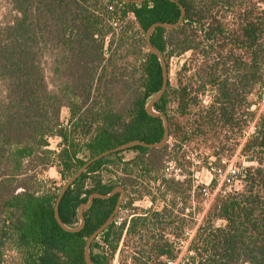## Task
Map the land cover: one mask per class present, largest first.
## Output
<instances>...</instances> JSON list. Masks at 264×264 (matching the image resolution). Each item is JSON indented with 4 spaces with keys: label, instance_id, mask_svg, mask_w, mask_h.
Here are the masks:
<instances>
[{
    "label": "trees",
    "instance_id": "obj_1",
    "mask_svg": "<svg viewBox=\"0 0 264 264\" xmlns=\"http://www.w3.org/2000/svg\"><path fill=\"white\" fill-rule=\"evenodd\" d=\"M7 1L17 14L0 25V264H87L86 241L111 215L121 193L96 198L84 211L85 226L66 231L55 218L63 185L41 179L38 170L55 167L65 182L103 151L131 140H161L163 120L148 114L146 105L162 85V67L145 36L157 21L176 22L181 9L171 0ZM177 1L186 9L182 24L158 27L152 34L169 69L167 89L155 109L167 115L170 139L176 138L172 158L185 166L182 147L198 131L219 123L242 131L254 123L241 149L250 163L236 175L242 185L219 190L203 210L188 246L193 253L188 264H264V110H251L256 103L252 96L259 101L264 93V0ZM112 20L121 26H113ZM184 54L189 56L174 86L170 58ZM183 72L191 74L183 79ZM243 107L245 114L240 113ZM63 108L69 110L66 123L61 120ZM193 109L199 111L197 127L189 133L174 113L187 116ZM53 136L61 138L58 150L49 147ZM170 147L139 145L94 162L60 203L64 223L77 226L81 203L94 192L106 194L119 185L126 190L121 209L134 205V198L127 200L130 187L149 192L152 179H160L154 172L165 168ZM127 152L134 155L126 158ZM215 154L221 163V153ZM162 183L163 197L178 191L187 210L189 180L181 192L182 182L163 178ZM204 194L206 188L200 187L198 195ZM174 204L148 218H133L129 231L134 235L149 227L147 220L163 229L150 233L152 248L144 257L156 259L168 246L169 257L175 259L165 237L177 221ZM115 224L116 219L93 241L94 264H101L100 238L112 243L123 234L126 221ZM143 256L139 264H146Z\"/></svg>",
    "mask_w": 264,
    "mask_h": 264
},
{
    "label": "rangeland",
    "instance_id": "obj_2",
    "mask_svg": "<svg viewBox=\"0 0 264 264\" xmlns=\"http://www.w3.org/2000/svg\"><path fill=\"white\" fill-rule=\"evenodd\" d=\"M16 14L17 12L13 10L11 4L7 0H0V25L12 20ZM188 56L189 54L173 55L170 58V81L172 85L177 86L179 72L182 71L183 65ZM45 65L48 78L50 79V64L46 62ZM190 74V72H183L181 76L185 79V77ZM203 98L205 104L210 102V94ZM252 100L256 102L251 108L252 111L264 110V93L262 99L259 101L256 95L252 96ZM171 108V111L176 110V105L172 104ZM246 111V107H243L240 113L245 114ZM198 112V109H193L187 116L178 115L176 111L174 114L177 115V119L189 133H195L196 130L193 128L197 127L195 119L198 117ZM68 117L69 110L63 108L61 120L66 123ZM253 131L254 123H252L248 129L245 128L242 131L239 129L232 131L231 128L223 127L221 123L215 125L211 129H206V132L198 131L191 141L186 142L182 147V153L185 154L187 160L184 167L179 165L171 156L172 146L177 142L176 138L172 137L169 139L168 143L171 147L169 151L166 152L164 163L165 168L160 172H154V175L157 174L160 179L158 181L152 179L148 184L149 192H144V189L133 191V188L130 187L127 200L134 198L133 203L135 204L121 209L116 217L115 227L121 226V224L126 221V226L122 234L125 235V237L123 238L121 249L128 250L129 254H131L132 252L130 249L133 248L130 245V242L133 241V243H135V241H137L133 236V231H129L133 218L137 217L135 214H141L139 216L141 218H148L157 211L161 212L166 208L170 209L168 205L175 203L173 214L175 215L174 219L177 221L165 231L175 253V259H170V264H188V257L193 255V253L188 251V246L196 234L198 225L204 213L203 210L208 208L214 195L219 190L225 189L226 191H230L233 188H240L242 185V181L238 179L236 175L243 172L244 168L250 165V163L246 160V157L242 155L241 149L246 137ZM60 140V137H52L49 141V147L57 150ZM222 146L224 147L222 148ZM216 152L221 153V163H218V157L215 154ZM133 155V152H127L125 157L128 158ZM221 164L225 165V167ZM47 169L48 168L39 169L38 177L41 179H55L59 185H64L66 181H62L61 176L55 167H53L52 172H49V169L47 171ZM135 171L137 173L136 178L139 179L140 173H138L137 169H135ZM141 175L145 174L141 173ZM163 178L182 182L183 185L180 187V192L183 188H187V185L189 184L188 192H185L186 194H189V197L186 200L187 210L182 209V199L179 196L178 191H176L175 194L172 191L167 192V198L163 197ZM187 180H189V183L185 184ZM143 186L146 185H140V188H143ZM179 186L180 185H175L174 188ZM200 187L206 188V194L202 197L198 195ZM141 193H144L143 196H140ZM185 213H187L188 216H185ZM184 218H186L185 226L183 225ZM146 222L149 224V227L147 229L143 228V232L141 229H137L135 235H151V232L155 234L162 233L163 229L161 226L155 225L153 220H147ZM146 239L148 240V236ZM99 241L102 243L103 238H100Z\"/></svg>",
    "mask_w": 264,
    "mask_h": 264
},
{
    "label": "water",
    "instance_id": "obj_3",
    "mask_svg": "<svg viewBox=\"0 0 264 264\" xmlns=\"http://www.w3.org/2000/svg\"><path fill=\"white\" fill-rule=\"evenodd\" d=\"M115 1H120V2H124V3H140L143 1H147V0H115ZM173 2L178 3V5L180 6L181 9V14L179 19L174 22V23H166V22H162V21H157L153 24H151L147 31H146V44L147 47L150 51H152L153 53H155L161 63V67H162V85L159 89V91L148 101L147 105H146V110L148 112V114L155 116V117H161L163 120V127H164V133H163V137L161 138L160 141L157 142H153V143H148L145 141H141V140H131L128 141L126 143H123L121 145H118L114 148L108 149L106 151H103L97 155H95L94 157L88 159L73 175H71L69 177V179L64 183V185L62 186V188L60 189L59 193H58V197L56 200V204H55V218L57 220V222L59 223V225L65 229L66 231H70V232H77L80 231L86 223V218H85V214L84 211L88 208H90L93 203L94 200L96 198H103V199H107L112 197L113 195H115L116 193H121V196L119 198V200L117 201L115 208L113 210V212L111 213V215L107 218V220L100 226L98 227L87 239L85 247H84V257H85V261L87 264H94L92 257H91V245L93 243V241L103 232L105 231L109 225L114 222V220L116 219L120 209H121V205L123 203V200L125 199L126 196V190L123 186L119 185L116 186L114 189H112L109 193H99V192H94L90 195L88 201L83 202L79 205L78 207V214L80 217V223L75 226V227H71L68 226L67 224L64 223V221L61 218L60 215V203L65 195V193L67 192V190L73 186V184L81 177V175L96 161H98L99 159L106 157L112 153L115 152H119V151H124L127 149H130L134 146H145L148 148H162L164 147L169 139H170V125H169V119L167 117L166 114L162 113V112H158L155 109V104L161 99V97L163 96V94L165 93L168 83H169V69H168V64L167 61L165 59V56L163 55V53L158 50L152 43V34L155 31L156 28L158 27H163L166 29H175L177 27H179L185 17L186 14V9L185 7L179 3L177 0H171Z\"/></svg>",
    "mask_w": 264,
    "mask_h": 264
},
{
    "label": "flooded vegetation",
    "instance_id": "obj_4",
    "mask_svg": "<svg viewBox=\"0 0 264 264\" xmlns=\"http://www.w3.org/2000/svg\"><path fill=\"white\" fill-rule=\"evenodd\" d=\"M182 204L184 206L183 201ZM135 215H140V214H135ZM133 236L137 239V241H135V243H133V241L130 242V245L133 248L130 249L132 252L131 254H129L128 250L121 249L122 241L125 235H116L115 238L113 237L114 241L112 243L106 242L103 239L102 247L100 249L101 264H139V261L144 253L150 254V252H146V249L152 248L151 247L152 239L150 238L151 235H133ZM147 236H148V240L146 239ZM167 236L168 235H165L166 238ZM125 247H129V246H125ZM170 259L171 258L169 257L168 254V246L165 247V250L156 259L143 256V261H145L146 264H170Z\"/></svg>",
    "mask_w": 264,
    "mask_h": 264
},
{
    "label": "built area",
    "instance_id": "obj_5",
    "mask_svg": "<svg viewBox=\"0 0 264 264\" xmlns=\"http://www.w3.org/2000/svg\"><path fill=\"white\" fill-rule=\"evenodd\" d=\"M110 8H112V6H111ZM111 23H112V25L115 26V27H119V26H121V23H120L119 21L112 20ZM53 137H58V136H53ZM51 138H52V137H50L49 141L51 140ZM60 141H61V140H60ZM60 141H59V143H60ZM58 149H59V145H58V147H57V150H58Z\"/></svg>",
    "mask_w": 264,
    "mask_h": 264
},
{
    "label": "crops",
    "instance_id": "obj_6",
    "mask_svg": "<svg viewBox=\"0 0 264 264\" xmlns=\"http://www.w3.org/2000/svg\"><path fill=\"white\" fill-rule=\"evenodd\" d=\"M48 169H49V172H52L53 167H49ZM48 169H47V171H48ZM47 171H45V172H47Z\"/></svg>",
    "mask_w": 264,
    "mask_h": 264
}]
</instances>
